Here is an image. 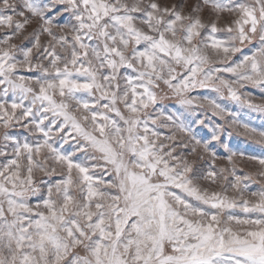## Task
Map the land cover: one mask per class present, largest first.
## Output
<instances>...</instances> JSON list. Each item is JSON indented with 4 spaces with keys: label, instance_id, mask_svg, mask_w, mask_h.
<instances>
[{
    "label": "snow or ice",
    "instance_id": "6c2138e0",
    "mask_svg": "<svg viewBox=\"0 0 264 264\" xmlns=\"http://www.w3.org/2000/svg\"><path fill=\"white\" fill-rule=\"evenodd\" d=\"M249 88L264 0H0V264H264Z\"/></svg>",
    "mask_w": 264,
    "mask_h": 264
},
{
    "label": "rangeland",
    "instance_id": "374dc122",
    "mask_svg": "<svg viewBox=\"0 0 264 264\" xmlns=\"http://www.w3.org/2000/svg\"><path fill=\"white\" fill-rule=\"evenodd\" d=\"M30 31V29H29ZM19 42V41H17ZM245 51H247V49H245ZM248 91H251L254 93L256 99L254 100V102L256 103H262L264 101H262L260 98V96L262 95L261 92L259 91V89H254V88H249L247 89ZM243 91V90H242ZM211 95L213 97H216V93H211L208 92L207 90H202V89H198L195 92L192 93V95ZM218 98V97H217ZM220 103L224 104L225 106H227L229 109L236 111L238 113H243V112H247V109H242L239 105H237L235 102L230 101V100H219ZM157 109L164 111L165 113L168 112H175L180 106L177 104L175 99H164L161 100L158 104H157ZM199 111H203V109H200ZM210 116V113H209ZM253 116H255V114H253ZM215 119V118H212ZM254 124L259 125L261 123V121L259 119H253L252 121ZM166 122L161 119L160 121L157 122V130L160 131L163 135H168L170 134L172 131H174L173 128L171 127H163L162 125L165 124ZM9 131L15 132L18 131L16 129H10ZM179 136V134H178ZM230 147L233 150H238V151H247L250 153H254V154H261L260 153V149L258 147H256L255 145H249L248 143L245 142L244 138L242 137H238V136H233L230 139H227L226 141ZM66 148L68 147L67 145L65 146ZM214 150H216L218 153H220L221 155H225L226 152L223 148H219L218 146H216L215 144H213ZM179 151V149H178ZM225 162H218L217 163V167H222L224 165ZM239 167H242L244 169L245 172H255L257 169V165H254L252 163L249 162H244L241 161L238 165ZM40 177H38L39 179ZM46 179V178H45ZM207 182H202V184H206ZM252 190H258L260 188L259 184H255L252 183L250 185ZM229 195H231V193H229ZM33 202H35L33 200ZM238 215H242V213L239 211V209L236 210Z\"/></svg>",
    "mask_w": 264,
    "mask_h": 264
}]
</instances>
